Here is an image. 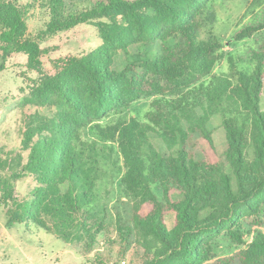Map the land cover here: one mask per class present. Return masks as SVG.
I'll use <instances>...</instances> for the list:
<instances>
[{
    "label": "trees",
    "instance_id": "obj_1",
    "mask_svg": "<svg viewBox=\"0 0 264 264\" xmlns=\"http://www.w3.org/2000/svg\"><path fill=\"white\" fill-rule=\"evenodd\" d=\"M214 1L41 0L48 20L33 34L27 15L38 0H0V72L11 56H26L36 77L27 78L19 108L51 111L26 117L17 152L0 148L6 228L54 234L93 255L92 264H264V21L233 34L256 45L215 74L224 45L212 31L201 37L203 23L215 21ZM83 24L101 44L45 70L40 45ZM146 47L156 50L153 59L141 53ZM120 52L124 65L115 71ZM146 98L153 101L145 121L100 123ZM214 118L224 133L220 153ZM87 128L91 142L81 137ZM107 168L119 176L113 208ZM26 177L35 184L17 199L15 183ZM222 241L239 249L218 256Z\"/></svg>",
    "mask_w": 264,
    "mask_h": 264
},
{
    "label": "rangeland",
    "instance_id": "obj_2",
    "mask_svg": "<svg viewBox=\"0 0 264 264\" xmlns=\"http://www.w3.org/2000/svg\"><path fill=\"white\" fill-rule=\"evenodd\" d=\"M19 2L26 4L30 0H19ZM66 2L67 4L72 2L76 6L86 4V0H66ZM213 10L215 21L212 26L209 25L210 28L205 22L203 23L201 37L206 38L208 32L212 31L222 41L224 47L219 54V61L213 73H227L229 71L228 57L244 54L247 49L256 45L255 38L235 42L232 37L241 27L264 21V0H215ZM27 17L30 33L35 34L44 27L48 19L47 10L41 6V0L29 9ZM100 44L98 31L90 24L79 25L70 31L59 33L40 45L42 49H48V53L42 58L44 69L51 70L50 61L54 59L86 54ZM140 51L148 59H153L156 54V50L151 47L141 48ZM136 53L138 50L135 47L129 49L130 55H136ZM124 58L125 55L122 52L118 53L114 57L112 69L120 71L124 65ZM25 62L26 56L24 55L11 56L5 70L0 72V148L4 154L17 152L20 149L21 131L26 117L36 111L41 115L51 113L44 108L37 109L30 106L19 108L20 100L24 95L21 89H25L28 84L27 78L36 77V74L25 69ZM152 101L153 98L137 100L121 114L104 117L100 123L107 126L130 118L143 122L146 113L151 110ZM261 107L264 110V93ZM210 128L213 130V139L220 153L224 133L218 118L211 120ZM81 137L82 140L88 142L95 139L89 128L82 131ZM153 144L159 151L165 152V147L159 140L153 139ZM201 157V153L197 152V158ZM110 173L107 168L105 187L110 194L107 200L108 206L113 208L117 204L116 199L120 197L119 176H110ZM34 184L31 177L17 181L14 190L15 197L17 199L26 197ZM173 219L172 215L166 218L168 228H171ZM238 249L222 241L218 256H230ZM92 258L93 255L82 256L74 245L66 244L54 234H49L36 227L16 225L6 228L3 211L0 209V264H92Z\"/></svg>",
    "mask_w": 264,
    "mask_h": 264
}]
</instances>
